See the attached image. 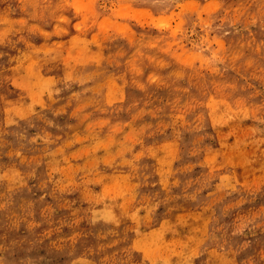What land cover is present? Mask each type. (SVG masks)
Returning <instances> with one entry per match:
<instances>
[{"label": "rangeland", "instance_id": "obj_1", "mask_svg": "<svg viewBox=\"0 0 264 264\" xmlns=\"http://www.w3.org/2000/svg\"><path fill=\"white\" fill-rule=\"evenodd\" d=\"M0 264H264V0H0Z\"/></svg>", "mask_w": 264, "mask_h": 264}]
</instances>
